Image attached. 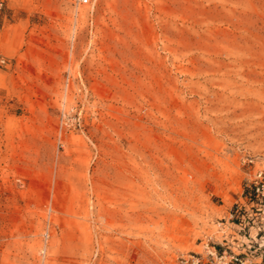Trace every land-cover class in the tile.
Returning a JSON list of instances; mask_svg holds the SVG:
<instances>
[{"label":"rangeland","instance_id":"obj_1","mask_svg":"<svg viewBox=\"0 0 264 264\" xmlns=\"http://www.w3.org/2000/svg\"><path fill=\"white\" fill-rule=\"evenodd\" d=\"M94 1L0 0V264H175L264 169V0Z\"/></svg>","mask_w":264,"mask_h":264},{"label":"built area","instance_id":"obj_2","mask_svg":"<svg viewBox=\"0 0 264 264\" xmlns=\"http://www.w3.org/2000/svg\"><path fill=\"white\" fill-rule=\"evenodd\" d=\"M95 3L94 0H76L77 7H94ZM256 163L253 157L244 160V164ZM250 189L248 203L238 205L230 216L234 226H228L225 219L218 223L219 232L223 234L220 247L212 238H206L200 243V251L181 253L175 264H264V169H257L251 175ZM251 222L253 225L249 227ZM257 222L260 226L255 225ZM228 230L231 232L227 233Z\"/></svg>","mask_w":264,"mask_h":264}]
</instances>
